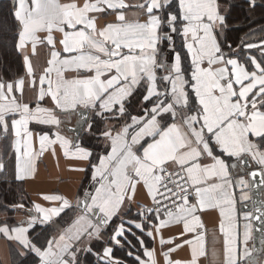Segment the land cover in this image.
Here are the masks:
<instances>
[{
  "label": "snow or ice",
  "instance_id": "snow-or-ice-1",
  "mask_svg": "<svg viewBox=\"0 0 264 264\" xmlns=\"http://www.w3.org/2000/svg\"><path fill=\"white\" fill-rule=\"evenodd\" d=\"M232 7L13 0L11 44L24 71L0 77V181L33 179L57 146L74 162L68 170L90 179L74 197L42 195L48 207L4 205L5 217H24L0 223L12 264H157L144 237L170 245L164 264H181L170 254L184 246L186 264H264V198L249 195L264 197V27L229 41ZM38 46L49 54L39 75ZM140 188L150 203L133 212ZM237 190L251 207H237ZM213 209L222 246L213 235L209 253L200 214ZM178 225L175 239L162 236Z\"/></svg>",
  "mask_w": 264,
  "mask_h": 264
},
{
  "label": "crops",
  "instance_id": "crops-1",
  "mask_svg": "<svg viewBox=\"0 0 264 264\" xmlns=\"http://www.w3.org/2000/svg\"><path fill=\"white\" fill-rule=\"evenodd\" d=\"M13 1V0H12ZM67 2V0H65ZM78 3H82L83 0H77ZM128 2H135V0H128ZM223 11V9H222ZM109 20L113 19V17H108ZM107 21L104 19L97 18V27H101ZM57 39H59V34H56ZM30 52V49H29ZM49 58L48 51L43 46H38L37 55L32 57V63L34 68L36 69L37 75L40 74L43 67L46 66V61ZM23 63V62H22ZM28 97L26 96V99ZM75 123L73 119L71 123H68L66 127H71ZM67 135V133H65ZM93 146L100 150L103 145H95L93 142ZM2 155V153H0ZM8 161L5 160V163ZM14 163V161H13ZM73 161L67 160L63 157L61 150L59 147H56V155L53 156L51 151L45 152L37 162V170L33 179L27 180L24 183L25 192L28 196V205L31 206L33 203L40 204L41 206L48 207L47 202L41 199L42 195H50V194H61L66 197H74L81 190L82 186H87L90 179L89 173L82 172H74L69 171V167L73 164ZM80 166H84V162H80ZM9 181H15L14 178L6 179ZM241 195L240 191H236V196L238 200L237 207L241 209L242 206L249 203L248 201L243 202V204L239 203V196ZM250 195V193H249ZM264 198V197H263ZM150 203L148 197L146 196L145 191L140 188L134 194V200L132 202V210L136 211L137 204L148 205ZM201 221L204 226V231L206 233V247L211 253L212 251V237L215 235L217 237L216 249L219 251L222 246V238L219 236V214L217 210H208L200 214ZM23 215L13 213L11 220L14 221V224H17L21 219H23ZM5 216L1 217V220H4ZM182 231V226H172L167 229H162V236L165 239L173 238ZM190 238V237H189ZM146 246L153 250L155 253V259L157 264H164V258L162 252H166L170 245L165 244L163 248L159 244V238L156 240L144 237ZM129 240L132 242L133 251H135V246L138 242L135 240V237L129 233ZM252 242H249V247H251ZM9 246H12L15 249V246L10 242H7L4 239H0V264H11ZM95 247V244L93 245ZM117 255H121L119 252ZM141 256L143 257V252L141 251ZM126 259V255L124 256ZM147 260V257H143ZM170 259L173 262L179 261L181 264H186L187 261L190 260V249L188 246H184L183 248L173 252L170 254ZM199 264H208V261L205 258H200Z\"/></svg>",
  "mask_w": 264,
  "mask_h": 264
},
{
  "label": "trees",
  "instance_id": "trees-1",
  "mask_svg": "<svg viewBox=\"0 0 264 264\" xmlns=\"http://www.w3.org/2000/svg\"><path fill=\"white\" fill-rule=\"evenodd\" d=\"M222 3H231L233 7L227 13L229 30L228 39L232 42H238L246 33L264 27V0H256V8L251 10L246 0H221ZM12 0H0V77L5 80L12 79L23 74V63L19 53H17L11 44L14 35V21L9 15L12 9ZM24 183L20 184L15 181H0V223L5 219L9 224H14L11 220L13 211L8 210L7 217L4 216V205L11 204L15 201L22 200L28 205V196L25 192ZM11 264L15 257V249L9 246Z\"/></svg>",
  "mask_w": 264,
  "mask_h": 264
},
{
  "label": "water",
  "instance_id": "water-1",
  "mask_svg": "<svg viewBox=\"0 0 264 264\" xmlns=\"http://www.w3.org/2000/svg\"><path fill=\"white\" fill-rule=\"evenodd\" d=\"M74 124H75V123H73V125H74ZM73 125H72L71 127H68V128L71 129V128L73 127ZM73 135H75V133H73ZM257 179H258V178H257ZM250 196H251V198H252L253 200H259V199L263 198V197L261 196L259 190H256V189H253V191L250 192ZM246 207H251L250 202L247 203V204H245L244 206H242L241 209H242V210H245ZM257 226H258V225H257ZM255 235L257 236V241H256V243H257V245H258V237H259V234L256 233Z\"/></svg>",
  "mask_w": 264,
  "mask_h": 264
}]
</instances>
